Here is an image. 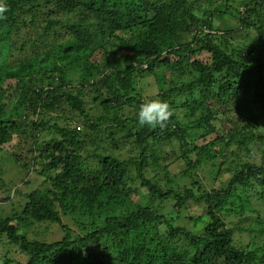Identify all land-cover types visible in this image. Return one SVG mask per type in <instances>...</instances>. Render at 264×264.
<instances>
[{
    "label": "trees",
    "instance_id": "obj_1",
    "mask_svg": "<svg viewBox=\"0 0 264 264\" xmlns=\"http://www.w3.org/2000/svg\"><path fill=\"white\" fill-rule=\"evenodd\" d=\"M32 1L0 0L7 7L0 18V154L6 151L15 162V149L20 158L31 154L22 171L48 186L27 194L20 214L0 221V240L24 258L15 263L3 257L2 264H264V246L262 253L237 248L235 230L225 222V216H244L264 202V62L251 55L264 48V0L243 2L234 11L230 0H222L201 17L194 12L198 0H45L28 7ZM226 15L236 27L216 26L215 19ZM237 32L247 35L242 40L250 41L248 48L232 49ZM55 42L67 48L59 55L80 66L71 69L67 61L38 67V58L58 53ZM81 67L84 76L71 81L69 74ZM158 67L166 70L159 73ZM181 68L196 77L165 88ZM145 75H153L158 86L147 101L167 102L173 110L163 129L139 124L145 101L138 84ZM179 98L184 104H177ZM64 104L77 119L64 117ZM177 106L189 112L193 130L216 138L189 144ZM218 120L226 123L224 133L217 131ZM48 131L59 137L41 140ZM100 135L110 153L99 146L92 156L81 155L85 141ZM174 138L187 170L219 161L215 180L230 175L226 187L209 192L193 181L180 192L146 178L149 167L157 178L169 173L161 146ZM27 143L32 150L25 152ZM127 145L135 157L114 155ZM140 190L147 201L134 200ZM171 199L177 214L191 202L206 207L197 218L204 223L200 234L173 228L165 219L160 207ZM50 225L66 235L45 241L37 229ZM238 231L264 234V225L258 219ZM181 237L188 241L183 249L174 246Z\"/></svg>",
    "mask_w": 264,
    "mask_h": 264
},
{
    "label": "rangeland",
    "instance_id": "obj_2",
    "mask_svg": "<svg viewBox=\"0 0 264 264\" xmlns=\"http://www.w3.org/2000/svg\"><path fill=\"white\" fill-rule=\"evenodd\" d=\"M45 0H34L28 4V7L36 6L38 4L43 5ZM199 3L194 8L195 15L197 17L203 16V10L209 9V8H216L220 4L222 0H198ZM250 1V0H230V9L232 11L236 9H242V3ZM235 14V13H234ZM61 16V13H60ZM229 16L226 15L225 20H222L220 18L215 19L216 26H219L220 29L223 30L225 26L229 27H236L235 20H229ZM245 33H236L235 39L230 41L232 49L236 50L238 48L247 47L250 44V41L248 40H242L244 38ZM247 36V35H246ZM245 36V37H246ZM254 32H250V37H252V49L257 50V44L255 43V37ZM236 40L238 42H236ZM39 45V43H38ZM51 49V48H50ZM55 53L59 55L61 51L67 52V48L63 46L60 42H55ZM252 50V51H253ZM50 51V50H49ZM51 56L49 57H42L38 58L37 65L38 67H49L51 69L53 66H61L69 63L68 55L63 54L57 56L55 54L50 53ZM264 54V48L258 49V52L256 54H251L252 57L256 59H261L264 62V58H262V55ZM26 58H24V61ZM32 61V59H30ZM35 62V61H34ZM70 68H75L80 66L79 64L69 65ZM72 71L69 74V79L71 81H77L80 79V77L84 76V73L81 70H75ZM166 68L158 67L157 71L159 73H162ZM193 75L189 72H186L183 68L180 69L179 72H172L173 74V80L167 81L165 85V88H168L172 84L179 85L181 82L189 83L193 80V76L196 77L197 73L195 71H192ZM140 92L143 95V101H147L148 97H153L158 93V86L157 82L155 81V77L153 75H145L142 78H139V84ZM86 99V105L87 108L91 110V100H88V97ZM180 99V102H177V104H182L181 102H185V100ZM187 99V98H185ZM191 100V99H188ZM66 111L68 110L67 114L64 115L66 118L74 117L76 116L77 119V113L75 114L71 113V107H69L67 104H64L62 106ZM95 105L93 106V110L95 109ZM176 116H178V121L181 122L185 128H189L188 136L189 138H186L189 144H193L194 146H201L208 144L214 138H216L215 133H211L208 135H205L204 130H193L192 126L194 124V120L189 119V112L185 110L184 108H181L180 106H177L175 108ZM218 118V117H217ZM60 124V123H59ZM214 124L217 125V131L220 133H224L223 130L226 128L225 122L221 121H215ZM82 127V124H79ZM83 132V131H82ZM110 133V132H109ZM42 134V133H41ZM58 136L57 133H54L53 131L45 132L41 135V140L45 139L49 141L53 136ZM215 134V135H214ZM108 135V133L106 134ZM97 139H101V135L96 137H90L85 141L83 144V147L80 151L81 155L84 157L89 155H93L95 153L96 148H99V146H103L101 148H106V150L102 151L101 153H107L109 151L108 143L104 145V143H100ZM171 144H168L167 142L164 143L161 146V152H162V161L163 165L166 166L167 171L169 173H165V175L157 178L152 170V167H149L146 173V178L150 179L151 182L154 184L160 185L161 187H170L173 190H181L180 192L184 191L185 185H189V187H193L191 183L194 181L199 182V187L202 186L206 190L213 191V190H220L224 189L228 182L231 179L230 175H226L222 179H216L217 177V170L218 166H220L219 161H215L213 163L208 164H202L199 167H196L195 170H187V163L182 157V150L178 144V139L174 138L171 141ZM25 152H28L30 149L32 150V145L30 146V143L25 144L24 146ZM19 149H15L12 157L16 159V162L14 160H11L9 155L6 153L0 154V221L8 218L13 217L15 215H18L21 213L23 206L26 203L25 196L34 190L37 189H43L46 188L48 184L44 185V179L31 171L28 173L23 172V162H29L30 159L29 155L28 158H20L19 156ZM107 151V152H106ZM18 153V154H15ZM7 154V155H6ZM114 155H120L121 159H128L130 157H135L137 155L136 152H133L130 149V146L124 147L121 151H114ZM33 156V154H32ZM94 160H90V165L92 167H95L96 163H94ZM213 164H216V167L213 166ZM186 174L188 175H185ZM164 177V178H163ZM170 178V180H173V184H169L167 181ZM180 186V187H177ZM198 187H194L192 189L197 190ZM140 189V188H139ZM138 189V190H139ZM166 190V188H165ZM149 195L146 193L145 190H140L139 195L135 193L134 200H140L141 201H147V198ZM175 203L174 199H171V201L167 205H162L160 207L161 214L165 216V219L170 223V225L173 228H184L188 229L191 232H197V235L201 233V230L204 227V223H201L198 221L197 218H200L201 216H204L206 212V207L203 204L199 203H189L186 205V207L183 209V211L179 214L172 210L173 204ZM156 210V209H155ZM246 213L244 216H236L234 213L231 216H225V222L228 227V229L235 230L234 233V245L241 249V248H247L253 249L255 251L263 252V246H264V234H250L245 232L238 231V228L245 227L250 228L253 225H256V222L258 219H260L264 225V202L258 203L253 206L252 209H246ZM64 223H66L69 226V229L76 233V226L74 225V222L70 219L66 218L64 219ZM203 224V225H202ZM161 229V233L163 235L168 234V230L166 226L159 225ZM37 231H43L45 232V238L44 240L47 242H53L61 240L66 233L58 226V225H50V226H43L40 230V228L37 229ZM32 238V235H29ZM174 246H177L180 249L186 248L188 246V241L183 239L181 237L180 239H177L174 241ZM14 246H11L6 239L0 240V264H2L3 257L10 258L13 262H22L24 260L23 256L20 252H17L14 250ZM261 256V255H259Z\"/></svg>",
    "mask_w": 264,
    "mask_h": 264
},
{
    "label": "clouds",
    "instance_id": "obj_3",
    "mask_svg": "<svg viewBox=\"0 0 264 264\" xmlns=\"http://www.w3.org/2000/svg\"><path fill=\"white\" fill-rule=\"evenodd\" d=\"M7 11V7L0 4V18ZM173 115L169 104L160 100H151L143 103L138 113V121L141 126L148 125L152 128L159 126L161 129L167 126V122Z\"/></svg>",
    "mask_w": 264,
    "mask_h": 264
}]
</instances>
